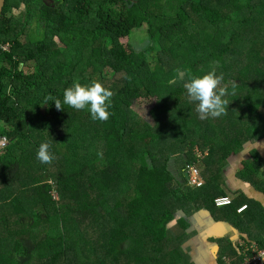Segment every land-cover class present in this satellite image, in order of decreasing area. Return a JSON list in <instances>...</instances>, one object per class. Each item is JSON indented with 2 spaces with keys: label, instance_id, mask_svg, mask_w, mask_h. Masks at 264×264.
<instances>
[{
  "label": "trees",
  "instance_id": "obj_1",
  "mask_svg": "<svg viewBox=\"0 0 264 264\" xmlns=\"http://www.w3.org/2000/svg\"><path fill=\"white\" fill-rule=\"evenodd\" d=\"M12 9L22 12L8 16ZM142 25L141 51L121 43ZM212 68L230 103L226 115L201 120L184 70ZM74 80L114 92L107 121L44 104L62 100ZM151 98L153 125L131 108ZM0 121L10 127L0 132V264H190L184 219L201 211L262 245L259 203L214 200L230 197L227 159L264 138V0H5ZM45 141L55 157L47 164L36 158ZM248 154L236 178L264 197V159ZM191 164L201 188L188 185ZM216 242L219 264L241 261L229 242Z\"/></svg>",
  "mask_w": 264,
  "mask_h": 264
},
{
  "label": "clouds",
  "instance_id": "obj_2",
  "mask_svg": "<svg viewBox=\"0 0 264 264\" xmlns=\"http://www.w3.org/2000/svg\"><path fill=\"white\" fill-rule=\"evenodd\" d=\"M184 71L185 80L182 87L188 101L194 104L197 117L206 120L226 115L230 101L224 98L228 95V88L223 83V74H217L214 68L198 74L193 73L191 69ZM231 83L235 88V81ZM113 96L114 92L104 87L98 80L84 84L74 80L69 87L63 90L62 100L49 95L45 98L44 104L51 101L57 110H63L62 105H67L75 110L87 109L93 121H107L111 115L109 109L112 106L111 98ZM0 138L5 137L0 136ZM50 149V143L41 142L36 152L37 160L45 164L51 163L55 157ZM227 198L231 201L229 197Z\"/></svg>",
  "mask_w": 264,
  "mask_h": 264
},
{
  "label": "rangeland",
  "instance_id": "obj_3",
  "mask_svg": "<svg viewBox=\"0 0 264 264\" xmlns=\"http://www.w3.org/2000/svg\"><path fill=\"white\" fill-rule=\"evenodd\" d=\"M22 11H18V10H10L7 15H19ZM34 28V30L38 29V25L36 23L33 24L32 26ZM121 43L123 45H125L126 47L131 48L132 50L135 51H141L146 45H148L149 43V37L148 34L146 32V26L142 25L140 28L137 29H133L129 35L122 37L120 39ZM7 68L11 69L10 65H7ZM17 69L24 72V73H38V68L33 64V63H26V64H22L19 63V65L17 66ZM155 103V98H151L148 102H134L131 106L132 110L140 117L142 118L145 122L149 123L150 125H153V119L150 115V110L153 107ZM10 127L4 123L0 121V132L5 131L6 129H9ZM264 144V142H263ZM263 149L261 152H259V155L262 156V158L264 157V146H261ZM249 149H247V147H245V149L241 152H239L236 155H232L227 159V163L223 168V173L225 176V185H226V189L228 191V195L230 196L229 198L231 199L233 197H236L238 195H241L240 193H242L241 191V187L247 186L246 184H242L240 185L238 183V178H236V170L237 172L239 171V169L241 168V161L246 159L247 157V152ZM196 154L199 155L198 152H196ZM263 154V155H262ZM264 159V158H263ZM168 169L169 171H171L172 173H175L172 162L170 161L169 165H168ZM241 182V181H240ZM234 190V192H233ZM240 192V193H239ZM235 193V194H234ZM52 198L55 199L54 194H51ZM263 197V196H262ZM264 198V197H263ZM200 213H197L191 217H185L184 220L187 221V224L189 225V227L186 229L187 233H193L191 237H198V238H205L206 236H208L207 238L210 237H217L216 233L214 232H210V230H208L209 232H204V229H200V227H198V221H200L202 219V217H200ZM182 215L177 214L175 215V219L177 220L178 218H181ZM197 221V222H196ZM174 225V222H172L171 224L168 225V227H171ZM201 234H203V236H200ZM225 234V233H223ZM238 234V233H237ZM244 234H238L237 236V245H236V249L239 250V244L244 245L245 244V240L244 239ZM234 238V237H233ZM226 239H231L230 235H228V237ZM227 262V261H226Z\"/></svg>",
  "mask_w": 264,
  "mask_h": 264
},
{
  "label": "crops",
  "instance_id": "obj_4",
  "mask_svg": "<svg viewBox=\"0 0 264 264\" xmlns=\"http://www.w3.org/2000/svg\"><path fill=\"white\" fill-rule=\"evenodd\" d=\"M263 142H264V138L255 143H247L243 148V150L245 149V147L249 149L247 152V157L249 156L248 154L249 151L253 149L259 154V152H261L263 149L261 147L262 145L264 146ZM236 173H237V170H236ZM238 183L240 185L245 184L240 181H238ZM241 191L242 193L240 192L239 193L242 194L246 199L256 201L264 209V198L262 197L263 196L262 194L256 192L250 186L247 187L245 185L244 187H241ZM200 217H202V219L198 221V227H200V229H204L203 233H205L206 231L209 232L208 230H210L211 233L212 232L216 233L217 237L207 238L208 236H206L204 239L203 238L201 239L198 237H191L193 233H190L191 234L190 237L182 245V249L188 255L187 257H188V261L190 264H219L218 251H219L220 245H218V242H216V240H221L225 243L229 242L231 245L230 246L231 249L237 252L236 245H237V240H238L237 236L239 233L235 229H232L228 224L214 222L212 218L204 211H201ZM228 235H230L231 239H226ZM200 236H203V234H201ZM244 239L248 240L246 235L244 236ZM250 241H254V240H250ZM227 261H228V258H227Z\"/></svg>",
  "mask_w": 264,
  "mask_h": 264
},
{
  "label": "built area",
  "instance_id": "obj_5",
  "mask_svg": "<svg viewBox=\"0 0 264 264\" xmlns=\"http://www.w3.org/2000/svg\"><path fill=\"white\" fill-rule=\"evenodd\" d=\"M7 144L5 138H0V150ZM198 157L200 155L197 154ZM198 162V161H197ZM186 176L189 187L196 189L204 186L205 182L201 177L198 169L193 165L186 166ZM216 207H224L230 204L228 198H218L214 200ZM244 210V207L240 208L237 213ZM239 250L237 252L242 256L241 261L238 264H264V243L259 245L254 241H245L244 245L239 244ZM227 264H230L227 262Z\"/></svg>",
  "mask_w": 264,
  "mask_h": 264
},
{
  "label": "water",
  "instance_id": "obj_6",
  "mask_svg": "<svg viewBox=\"0 0 264 264\" xmlns=\"http://www.w3.org/2000/svg\"><path fill=\"white\" fill-rule=\"evenodd\" d=\"M4 2H5V0H0V15L2 13V9H3V6H4Z\"/></svg>",
  "mask_w": 264,
  "mask_h": 264
}]
</instances>
